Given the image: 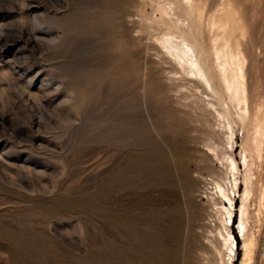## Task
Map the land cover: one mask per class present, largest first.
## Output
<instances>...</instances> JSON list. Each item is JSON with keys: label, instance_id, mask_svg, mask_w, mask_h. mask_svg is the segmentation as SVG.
<instances>
[{"label": "rangeland", "instance_id": "rangeland-1", "mask_svg": "<svg viewBox=\"0 0 264 264\" xmlns=\"http://www.w3.org/2000/svg\"><path fill=\"white\" fill-rule=\"evenodd\" d=\"M186 2L0 0V264H222L216 231L205 232L212 223L204 214L214 213L205 199L188 200L176 186L161 195L154 177L136 171L153 150L170 165L172 140L188 173L207 165L222 176L224 167L204 154L223 143L213 113L221 106L239 170L225 226L234 239L230 263L240 264L242 148L248 174L264 185V135L259 157L250 138L252 116L264 119V0ZM166 35L193 47L215 87L214 48L239 49L243 123L225 95L204 94L160 48ZM113 163L129 170L124 191L110 188ZM203 182L196 189L211 192ZM157 213H174L175 225L158 222ZM249 216L253 264H264V213Z\"/></svg>", "mask_w": 264, "mask_h": 264}, {"label": "bare ground", "instance_id": "bare-ground-1", "mask_svg": "<svg viewBox=\"0 0 264 264\" xmlns=\"http://www.w3.org/2000/svg\"><path fill=\"white\" fill-rule=\"evenodd\" d=\"M183 1L186 2V0H183ZM187 2L189 3V0H187ZM187 2L186 4L188 5ZM165 13H167V11ZM223 29L225 30L224 27ZM155 40L157 39H154V41ZM172 40L173 39H171V37L166 35V37L164 36L160 40L158 38L159 42L158 41L157 42L159 43V46H161L160 48L165 50V52L170 57H172L174 63L187 75V77L190 78V80L192 79L193 81H195L196 85L199 84L202 87V89L205 90L204 94L207 95V93H209L211 94V97L212 95L213 96L220 95V93L225 95L228 101L227 104L232 106L231 109L233 108V111L235 110L234 113L236 115H234V117L235 116L237 117L239 123L241 122L243 123V121L247 118V108H246V92H245V86H244V73L242 69V63H244V61H243V57L239 49L237 48L233 52H228V51L225 52L223 50L214 48V65H215L214 70L216 72V78L218 82L217 87H215L213 85L212 79L204 71L201 63L199 62L198 58L194 54L195 50H193V47L190 46L188 43H186V41L181 37H179V40L177 41L176 40L172 41ZM196 90H197L196 92L199 91L197 88ZM201 92L200 94H202L204 91L202 93ZM205 99L208 100L207 98ZM206 105H209L207 109L208 108L210 109V107H212L211 104L207 103ZM206 105H205V109H206ZM222 105L224 104L222 103ZM220 108L221 110L219 112L213 110V113H215L216 115L214 119L218 118L221 120V121L218 120L215 123H218V129H217L218 132H216V134L218 135L220 134L222 136L223 143L220 144L221 147L219 148V150L215 148L212 149L209 147L207 148L205 147L206 152L204 154L207 160H209V158L210 160L215 159L216 162L221 167H224L222 168V170L225 169V172L222 174V176H218L215 173L214 169L207 165H195L194 170L191 171V173H188L187 165L186 164L184 165L182 161L180 160V158L182 157V154L178 150L176 143L172 140L167 141L169 152L172 157V163H170V165L166 164L165 159L163 158L162 154L156 157V150H153L152 151L153 158L150 157L149 152L141 156L140 163L138 164L136 171L140 173L142 176H144L145 179L151 176L154 177L155 187L156 186L158 187V191L161 195H165V193H171L173 187L176 186L184 194V197L188 200H192L193 198H196V199L200 198L203 200L204 198L205 202H207V204H209L211 208L214 210V213L212 212V215H210L209 213L204 214L205 217L210 219V222H209L210 225L212 223V229L210 231H206L205 229V232H208L210 234V232L216 231V233L213 234V236H214V241L218 245L217 247L218 253L222 254V256L226 258L225 261L221 259L222 264H231L230 259H231V256H233L234 239L232 238L229 228L225 226V224H227L225 222L227 221L229 217L230 218L227 222H230V221L232 222L231 216L233 212L231 208H233V204L235 203V201L233 200V197H230V195L234 193L237 194V190H238L237 176L239 174V170H238L237 164L235 163V160L232 158V154L229 152L232 150L233 145H234V139H233L234 135L230 127L231 119L229 120L230 116L228 114V109H227V106H225L224 108L223 106H221ZM209 112L211 111L209 110ZM261 112H262L261 114H263V111ZM258 115L252 116L253 117L252 120H254L255 124H253V121L252 122L250 121L251 126L252 124L254 125L253 132L251 133H253L252 134L253 137L257 135V139H253V137H250L253 140V143L251 144L252 140L248 138L251 141L250 144L253 147L252 153H254L255 151V154L257 157L260 156L258 154V151L260 150L259 147H261V139L260 137L258 138V135L260 136V133H262L261 134L262 137L264 135L263 134L264 119L262 118L263 115H261L260 118H258L259 117ZM248 117L250 118V116ZM252 128L253 126L251 127V129ZM213 129H216V128L214 127ZM255 131L259 134H256ZM198 138H201V137H198ZM201 145H200V148H201ZM212 147H214V145ZM227 149L229 151H227ZM114 154L115 152H112L111 156L113 159L115 158ZM248 154L249 152L248 153L246 152V148L245 149L242 148L241 153H240V159L242 162V167L245 168V173L243 176L244 189H243V193L240 196L241 204H240L239 209H240L241 217H239L240 222L238 226V231L239 233L241 232V235H242L241 237H242V252H243L241 260H240V264H253L254 254H255V250L257 246L256 235H255V233L257 234V232L254 233L252 231L249 213L250 214L255 213V217L256 215L259 216L260 213H264V185L260 182V179L258 177H255V176L253 177L248 174L250 170L249 168L251 167L250 166L251 165L250 154L249 155ZM255 154H254V157H256ZM259 160L260 159H258V161ZM254 161L256 162V160ZM254 167L256 166L254 165ZM128 178H129V170L126 165L121 164V165L116 166L114 165V163L112 164L110 168V173H109V184H110V188L112 189V191L114 192L124 191L127 188L126 183H127ZM206 180H207V183L205 182L203 183L209 184L210 187H212L210 189L211 192L202 191V190L199 191V189H196L197 182H202ZM205 188H207V186ZM203 190L205 189L203 188ZM208 193H211V194H208ZM222 200L228 203V205L230 206L229 208L231 210L228 207H225V204L222 202ZM195 216H196L195 213L191 214L192 219H195ZM157 220L160 223L167 220L170 223V225L174 226L177 218L174 213H157ZM260 220H261L260 222H262L264 220V217L263 219L260 218ZM255 221H257L258 223V219H256ZM255 221L253 220V222ZM114 222L115 221H113V223ZM215 222H217V224ZM262 224L263 223H261V225ZM256 230L258 231V228ZM210 235H207V236H210ZM204 240H206L207 242L208 239H204ZM222 250L226 251L227 254L222 252Z\"/></svg>", "mask_w": 264, "mask_h": 264}]
</instances>
